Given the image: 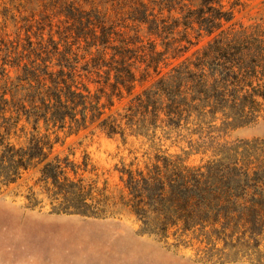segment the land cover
Masks as SVG:
<instances>
[{"label": "trees", "instance_id": "16d2710c", "mask_svg": "<svg viewBox=\"0 0 264 264\" xmlns=\"http://www.w3.org/2000/svg\"><path fill=\"white\" fill-rule=\"evenodd\" d=\"M108 2L114 17L59 0L60 24L45 16L37 31L30 25L16 41H0V190L36 170L31 208L43 202L37 193L55 213L99 217L120 203L144 234L172 235L176 246L192 235L209 252L264 264V139L226 138L229 129L264 119V18L237 20L239 0ZM202 37L206 43L189 53ZM115 98L127 101L115 108ZM26 124L28 141L13 143ZM51 129L153 143L159 133L175 134L190 150H159L144 167L123 165L125 194L116 202L85 175L94 170L86 156L78 163L52 154ZM208 150L204 162L188 161Z\"/></svg>", "mask_w": 264, "mask_h": 264}, {"label": "rangeland", "instance_id": "374dc122", "mask_svg": "<svg viewBox=\"0 0 264 264\" xmlns=\"http://www.w3.org/2000/svg\"><path fill=\"white\" fill-rule=\"evenodd\" d=\"M78 1L87 9L96 6L103 12L108 9L111 16H115L107 0H94L93 3ZM233 1L223 0L227 6ZM239 1L242 6L236 12L237 20L248 24L264 18V0ZM58 4L59 0H0V41H16L17 34L20 32L24 35L30 25L37 31L43 24L36 21L45 16L50 15L53 24H60V17L54 15ZM48 31L47 27L45 36ZM55 38L58 39V36L55 35ZM206 41L207 38L202 37L197 45L191 46L189 53ZM6 68L10 79L15 78L17 70L9 66ZM0 79L3 83L1 72ZM88 86L92 92H97V84L89 83ZM141 87L138 84L136 90ZM102 101H106L105 95ZM114 101L115 108H120L127 98H115ZM41 131H44L43 127ZM53 131L50 130L52 154L68 155L78 163L86 156L94 170L85 175L96 179L99 187L105 186L106 193L114 196L116 200L113 201L116 202L125 194L120 172L123 165L144 167L159 150L170 154H183L190 150L187 142L181 141L175 134L167 139L159 133L161 140L153 143L142 135L109 136L92 129ZM31 132V125L26 124V130L18 131L11 141L24 144ZM226 138L264 139V119L229 129ZM211 156L210 150L206 153L193 152L188 161L199 164ZM36 176L37 172L33 170L18 184L0 190V264H256L245 258L234 259L220 256L219 252H209L205 244L192 235L176 246L172 235L165 241L144 234L141 221L120 203L99 217L55 213L48 199L37 193L38 199L43 202L31 208L26 196ZM34 190L40 192L38 186H34Z\"/></svg>", "mask_w": 264, "mask_h": 264}]
</instances>
